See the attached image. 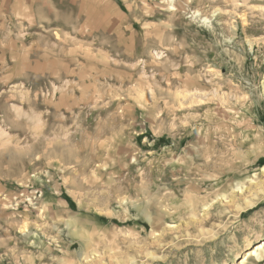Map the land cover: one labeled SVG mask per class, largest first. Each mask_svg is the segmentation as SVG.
<instances>
[{
	"label": "rangeland",
	"instance_id": "rangeland-1",
	"mask_svg": "<svg viewBox=\"0 0 264 264\" xmlns=\"http://www.w3.org/2000/svg\"><path fill=\"white\" fill-rule=\"evenodd\" d=\"M263 238L264 0H0V264Z\"/></svg>",
	"mask_w": 264,
	"mask_h": 264
},
{
	"label": "bare ground",
	"instance_id": "bare-ground-1",
	"mask_svg": "<svg viewBox=\"0 0 264 264\" xmlns=\"http://www.w3.org/2000/svg\"><path fill=\"white\" fill-rule=\"evenodd\" d=\"M252 205V201H249L247 202V206H251ZM260 241V240H259ZM253 246V245H252ZM264 253V238L258 242V244H256L252 250H250L247 255L248 256H261L262 254ZM246 255V256H247ZM246 261V258H244V255H243V258L238 262V264H243L244 262Z\"/></svg>",
	"mask_w": 264,
	"mask_h": 264
}]
</instances>
